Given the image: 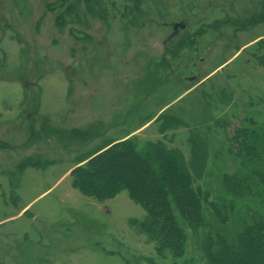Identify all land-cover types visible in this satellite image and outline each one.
I'll use <instances>...</instances> for the list:
<instances>
[{
  "label": "rangeland",
  "instance_id": "rangeland-1",
  "mask_svg": "<svg viewBox=\"0 0 264 264\" xmlns=\"http://www.w3.org/2000/svg\"><path fill=\"white\" fill-rule=\"evenodd\" d=\"M124 141L194 177L205 226L181 248L126 191L72 188L88 161L120 178L93 157ZM243 162L264 174V0H0V264H206V232L232 242L252 204L222 183Z\"/></svg>",
  "mask_w": 264,
  "mask_h": 264
},
{
  "label": "trees",
  "instance_id": "trees-1",
  "mask_svg": "<svg viewBox=\"0 0 264 264\" xmlns=\"http://www.w3.org/2000/svg\"><path fill=\"white\" fill-rule=\"evenodd\" d=\"M256 142L253 144L256 145ZM243 146L239 147V153L243 151ZM118 147L119 150L114 152L112 157L107 158L106 155L111 153V150L107 149L94 156L93 160L96 159L94 166L100 168L108 166L110 161L114 162L110 166L111 171L116 172L120 178L105 174L99 177L100 183L96 181L93 183L95 174L90 179L91 162L88 161L70 172L72 188L83 196L99 202L111 200L120 192L126 191L134 204L152 214V222L155 220L158 222V227H143V229H147V233L152 229L162 247L177 245L181 248L185 239L183 224L194 232L205 226L200 219L201 199L199 190L193 186L194 177L189 174L181 161L175 159L174 162H170L166 157L168 155L155 146L148 149L147 155L153 156L144 159V163H138L140 154L135 151L132 142L124 141ZM123 149L128 151L123 152ZM126 158L130 159L132 166L135 164L136 169L134 167L133 169L136 175L130 173V167L125 163ZM121 160H124L122 164L118 163ZM160 162L163 164L159 165ZM245 162L241 163V173L238 177L239 182L246 181L243 182L244 184L242 182L236 184L226 177L223 178L222 183L227 194L234 198L237 192L243 193L242 191L245 192L244 196L251 195L252 204L246 207L244 214L246 219L241 223L240 230L236 231L232 242L229 243L220 234L222 231L206 232L202 239L203 258L206 264H264V174L260 172L257 174L255 171L244 173L242 168L249 164ZM202 164L200 163L199 166L203 168ZM156 165L159 166L157 170L153 168ZM255 175H259L260 183L253 179ZM175 212L180 215L182 225L174 216ZM188 218L193 222H189ZM152 232L149 234L151 235ZM212 246L216 247V251ZM199 261L201 262V258Z\"/></svg>",
  "mask_w": 264,
  "mask_h": 264
},
{
  "label": "flooded vegetation",
  "instance_id": "flooded-vegetation-1",
  "mask_svg": "<svg viewBox=\"0 0 264 264\" xmlns=\"http://www.w3.org/2000/svg\"><path fill=\"white\" fill-rule=\"evenodd\" d=\"M184 27L185 26L182 23H177V24H174L173 30L176 31V30L182 29Z\"/></svg>",
  "mask_w": 264,
  "mask_h": 264
}]
</instances>
